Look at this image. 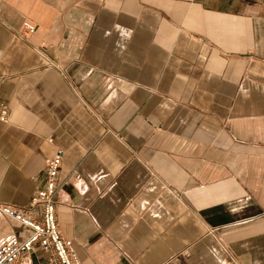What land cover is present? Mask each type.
I'll return each instance as SVG.
<instances>
[{
  "label": "crops",
  "instance_id": "crops-1",
  "mask_svg": "<svg viewBox=\"0 0 264 264\" xmlns=\"http://www.w3.org/2000/svg\"><path fill=\"white\" fill-rule=\"evenodd\" d=\"M57 148L82 264H264V1L0 0V205Z\"/></svg>",
  "mask_w": 264,
  "mask_h": 264
},
{
  "label": "built area",
  "instance_id": "built-area-1",
  "mask_svg": "<svg viewBox=\"0 0 264 264\" xmlns=\"http://www.w3.org/2000/svg\"><path fill=\"white\" fill-rule=\"evenodd\" d=\"M35 30L34 26L25 23L21 34L32 35ZM49 142L54 143V138H49ZM63 156V150L57 148L53 157L46 161L45 186L35 192L26 207L0 205L1 214L29 230L25 240H21L16 233L0 239V264H21L22 258L31 254L35 247L52 253V264H82L73 241L65 238L57 220L56 196L60 190L58 177Z\"/></svg>",
  "mask_w": 264,
  "mask_h": 264
}]
</instances>
